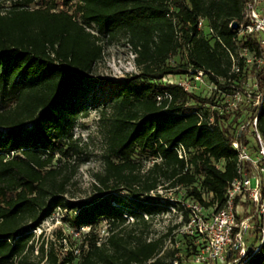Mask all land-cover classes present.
Wrapping results in <instances>:
<instances>
[{
	"label": "trees",
	"instance_id": "16d2710c",
	"mask_svg": "<svg viewBox=\"0 0 264 264\" xmlns=\"http://www.w3.org/2000/svg\"><path fill=\"white\" fill-rule=\"evenodd\" d=\"M246 1L10 0L4 8L0 3V264H28L35 250L33 230L57 207L69 211L63 220L79 233L81 246L75 253L41 244L36 264H179L176 249L163 250L177 225L157 238L136 229L139 222L147 225L145 215L178 205L151 192L164 184L184 187L186 196L220 207L237 175L232 143L248 139L245 131L234 130L242 111L220 112L213 97L162 80L203 71L218 90H240L246 67L234 54L244 47L261 52L256 37L239 34ZM68 3L71 9L58 8ZM200 19L207 34L200 33ZM120 35L135 52L139 72L114 81L102 99L89 100L93 108L112 109L104 171L95 175L90 199L67 201L70 178L61 159L81 152L73 128L88 113L86 96L93 86L86 75L102 59L106 44ZM177 55L176 66L166 63ZM250 72L257 91L264 93V66L255 63ZM248 110L250 119L255 109ZM257 128L264 137V99ZM179 148L186 157H179ZM145 160L151 165L140 174ZM196 184L211 195L209 201ZM253 214L243 211L238 218L252 217L259 225ZM128 216L133 219L129 228ZM103 220L108 226L101 238L96 227ZM85 226L89 229L81 232ZM233 264H264V239Z\"/></svg>",
	"mask_w": 264,
	"mask_h": 264
},
{
	"label": "rangeland",
	"instance_id": "374dc122",
	"mask_svg": "<svg viewBox=\"0 0 264 264\" xmlns=\"http://www.w3.org/2000/svg\"><path fill=\"white\" fill-rule=\"evenodd\" d=\"M0 3L3 8L11 4L10 0L0 1ZM34 6L38 5H31V7ZM255 6L258 10V15L264 20V0H256ZM71 7V3L58 5V8L61 9H71ZM207 31L208 27L203 21L200 33L207 34ZM257 35L259 36V33ZM260 48L264 50V47L260 46ZM135 57V52L126 42V39L120 35L106 44L102 59L98 61L94 65L93 70L86 75L89 84L93 86V89L90 90L86 96L88 113L87 115H80L76 119L73 128V138L77 139L81 152L77 154L71 153L68 157L61 159L62 162L65 160L63 173L70 178L67 185V192L64 194V198L67 201L90 199L96 193L98 181L95 175L104 171L103 155L106 148V128L112 109L103 105H100L98 108H93L89 105V100L97 96L102 99L103 95L108 91L107 87L114 81L131 74H137L139 68L135 63ZM241 57L245 61L246 70L243 71L240 76L238 83V88H240L239 92L242 97L245 92H248L253 98V95L257 91L254 84L255 80L253 73L250 72V67L255 63H257L258 67H263L264 57H257L254 50L247 49L244 51L243 49H238L234 54L235 62ZM180 62L181 60L178 55L166 61L170 66H176ZM162 81L174 82L183 86L185 82L189 85V89L192 93L200 97H213L216 99L219 103V106L216 107L219 110L222 109L224 103L233 101V98L227 90H215L212 82L207 76H204L203 80L200 82L195 81L189 73L169 74L165 75ZM247 99L248 98L243 97L242 100H238L237 110L242 112L238 117V122L235 124L234 130L238 129L248 118L250 101ZM246 134L248 138L247 151L254 159H258L259 154L256 151V142L252 134L251 126L247 128ZM56 164H58V162H55V165ZM150 165L151 162L149 160L143 161L139 173L144 174ZM218 166L221 167L222 162H219ZM260 175L264 181V172L261 171ZM165 185L166 184L159 186L157 190L151 193L159 194L164 198H168L173 203H178V205L173 206V208H171V206L168 211L154 214L151 217L145 215V219H148L147 225L144 226L139 222L136 225V229L139 231L142 230L147 234L148 238H157L167 233L174 225H177V228L172 229L168 238L165 239L163 250L176 249L177 252L175 256L181 260L178 261L179 264H200L196 261L195 256L202 242L198 238H193L192 242L197 245V248L196 250H192L189 240L192 235H188L184 232V199L189 198L186 196L188 190L184 187L165 188ZM196 187L200 189L203 199L209 201L211 195L205 193L199 184H196ZM120 194L124 195L126 192L122 191ZM237 209L238 212L241 213L246 211L247 207L239 205ZM68 213V210L57 207L36 229L33 230L35 234V250L29 258L28 264L38 263V247L41 244H44L45 248L52 244L56 249L62 252H67L75 248L79 249L82 242L79 233L69 229L63 220ZM132 222L133 219L128 216L125 223L126 227L129 228ZM107 226L108 224L105 220L97 225L96 232L101 238L106 236ZM255 229L256 228H249L245 234L246 250H250L252 247L258 245L260 235ZM81 232H86V230H81ZM71 234L72 236H70ZM61 235H67L68 238L62 239ZM171 264H176V262L174 261ZM210 264H226V262L223 260H216Z\"/></svg>",
	"mask_w": 264,
	"mask_h": 264
},
{
	"label": "built area",
	"instance_id": "2783aa9c",
	"mask_svg": "<svg viewBox=\"0 0 264 264\" xmlns=\"http://www.w3.org/2000/svg\"><path fill=\"white\" fill-rule=\"evenodd\" d=\"M256 0H247L242 14V23L239 26V34H250L258 40L261 47H264V20L258 15L255 6ZM202 19L198 26L201 27ZM259 33V36L257 35ZM244 51L246 47L242 48ZM257 55V54H256ZM259 58L264 57V50L261 49ZM235 70H238L237 68ZM195 81H202L206 74L203 71H190ZM255 80V79H254ZM213 88L217 91V86ZM257 91V84L254 81ZM183 86V85H182ZM184 89L190 91L189 85L184 82ZM229 92V91H227ZM233 101L226 102L222 106V111L237 110L238 100L243 97L250 101L249 106L255 109L254 115L251 112L245 123L238 128L239 134L243 131L247 133V128L252 127V134L256 142V151L259 154L258 159H254L247 151V145L235 139L232 143L238 153L237 175L228 183L225 193V201L220 206H204L198 200L189 197L184 199V210L187 211V221L184 222V232L188 235H196L201 240V246L196 253L195 259L200 264H210L216 260H223L226 264H233L246 256L248 250L245 249V234L249 228H259V242L264 239V181L261 177V171L264 172V137L257 128V114L264 99V93L257 91L253 98L251 94L245 92L243 97L239 90L229 92ZM212 120V118H210ZM247 138V134H246ZM248 139V138H247ZM179 157H186V152L179 148ZM248 203L246 212L253 211L258 215L259 225H255L252 217L238 218V206ZM173 208V207H171ZM253 214V215H254ZM89 227H82L81 230H88ZM78 233V232H76ZM258 245L253 247V251L258 249ZM75 253L78 249L74 250ZM235 257L230 259V257Z\"/></svg>",
	"mask_w": 264,
	"mask_h": 264
},
{
	"label": "water",
	"instance_id": "95a60500",
	"mask_svg": "<svg viewBox=\"0 0 264 264\" xmlns=\"http://www.w3.org/2000/svg\"><path fill=\"white\" fill-rule=\"evenodd\" d=\"M238 26H239V25H238V23H237V22H236V23H234V27H236V28H237Z\"/></svg>",
	"mask_w": 264,
	"mask_h": 264
}]
</instances>
